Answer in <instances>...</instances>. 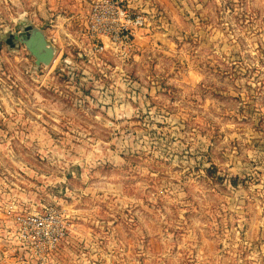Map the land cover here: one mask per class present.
Instances as JSON below:
<instances>
[{
    "label": "rangeland",
    "instance_id": "rangeland-1",
    "mask_svg": "<svg viewBox=\"0 0 264 264\" xmlns=\"http://www.w3.org/2000/svg\"><path fill=\"white\" fill-rule=\"evenodd\" d=\"M94 1L0 0V264H264V0H116L124 55Z\"/></svg>",
    "mask_w": 264,
    "mask_h": 264
},
{
    "label": "built area",
    "instance_id": "built-area-1",
    "mask_svg": "<svg viewBox=\"0 0 264 264\" xmlns=\"http://www.w3.org/2000/svg\"><path fill=\"white\" fill-rule=\"evenodd\" d=\"M118 3L120 2L116 0H97L93 2L85 32L91 43V51L95 54L102 55L109 48L111 51H114V49L119 50L120 54L124 55L125 50L130 45L132 30L135 26L141 27L144 23L142 17L133 18L126 10L121 9ZM105 38L107 39L106 43L104 42ZM73 66L68 58L62 63V70L67 74V83L74 82L71 73ZM44 222L45 219L41 217H34L28 221L30 225L36 227L42 226ZM40 237L42 239L45 237L47 243L51 246L52 242L47 233L45 235L40 234Z\"/></svg>",
    "mask_w": 264,
    "mask_h": 264
},
{
    "label": "water",
    "instance_id": "water-1",
    "mask_svg": "<svg viewBox=\"0 0 264 264\" xmlns=\"http://www.w3.org/2000/svg\"><path fill=\"white\" fill-rule=\"evenodd\" d=\"M22 43L29 54L34 58L36 66L49 67L55 56V50L48 44L43 32L37 28H31L26 33L13 36L10 43Z\"/></svg>",
    "mask_w": 264,
    "mask_h": 264
}]
</instances>
